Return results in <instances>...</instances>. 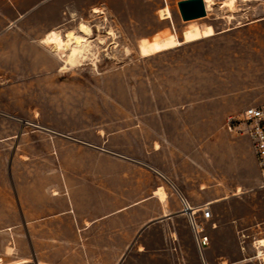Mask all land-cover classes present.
<instances>
[{"label": "rangeland", "instance_id": "1", "mask_svg": "<svg viewBox=\"0 0 264 264\" xmlns=\"http://www.w3.org/2000/svg\"><path fill=\"white\" fill-rule=\"evenodd\" d=\"M179 1L0 0V264L26 256L43 264L27 231L51 227L41 216L73 194L110 211L161 203L160 185L172 213L166 264H204L166 172L178 175L191 206L211 202V217L195 214L211 237L206 264H264V188L226 124L264 101L263 2L214 0L209 13L186 20ZM208 24L214 34L203 37ZM54 30L87 38L77 64L66 62L70 45L43 41Z\"/></svg>", "mask_w": 264, "mask_h": 264}, {"label": "crops", "instance_id": "2", "mask_svg": "<svg viewBox=\"0 0 264 264\" xmlns=\"http://www.w3.org/2000/svg\"><path fill=\"white\" fill-rule=\"evenodd\" d=\"M238 137L239 144H246L247 166L258 172L249 137L246 134H239ZM166 177L173 183H176L173 178L179 180L178 175H170L167 172ZM239 177H245L241 169ZM77 198L73 194L70 196V203H62L61 209L41 216L51 227L45 224L37 227L39 225L36 224L28 229V239L32 249L40 256L39 262L127 264L133 256L148 255L153 257L152 263L166 264V217L172 214L166 213V205L170 203L167 190L165 200L158 196L161 203H122L110 211H105L103 205L78 201ZM147 205L154 206L158 210L156 214H152L148 219L129 215ZM155 233L159 237H156L155 247H150ZM40 247L48 250L47 253L40 252ZM23 259L28 260L26 264L34 263L28 256Z\"/></svg>", "mask_w": 264, "mask_h": 264}, {"label": "built area", "instance_id": "3", "mask_svg": "<svg viewBox=\"0 0 264 264\" xmlns=\"http://www.w3.org/2000/svg\"><path fill=\"white\" fill-rule=\"evenodd\" d=\"M262 2L264 10V0H262ZM226 124L228 130L231 132L235 134H246L249 137L256 159L260 185L264 188V101L244 107L239 115H229ZM172 186H174L180 194L184 206L183 212L188 214L195 244L200 251L204 264H206L205 250L211 243V237L206 231L205 223L197 220L195 214L200 211L203 218L207 219L211 217L212 210L210 203H202L191 208L188 198L177 188L176 184L172 182Z\"/></svg>", "mask_w": 264, "mask_h": 264}, {"label": "bare ground", "instance_id": "4", "mask_svg": "<svg viewBox=\"0 0 264 264\" xmlns=\"http://www.w3.org/2000/svg\"><path fill=\"white\" fill-rule=\"evenodd\" d=\"M205 3H206V7H207V13H209L210 10L213 9V5L215 4V2H214V0H205ZM232 9H233V7H232ZM159 11L163 17H169L170 16V10L168 7H163ZM80 30L84 31L86 34L91 33V28L85 23H81ZM198 33L200 35H202L203 37L212 36L214 34V27L211 24H208L203 28L201 27L199 29ZM53 34H55V35H53ZM61 34L58 31L54 30V31L48 33L43 41H45L47 43H51L50 45H52V44L55 45L56 46L55 48L62 50V51H64V49H63L64 45H66V44L70 45V51L66 54V62L71 64V65L75 64V63L77 64V62L80 61V56H81L83 50L86 47H88L87 38L84 35H79L75 32H70L67 35L65 34L66 35L65 36L66 39H65ZM156 193H158L162 199H165V192L161 188L156 190ZM193 206H191V208L195 207V206L194 207ZM257 243H258V248H259L258 255H259V257L264 259V252L261 250V246L264 247V238L258 239ZM23 263H27V262H23ZM11 264H20V263H11Z\"/></svg>", "mask_w": 264, "mask_h": 264}, {"label": "water", "instance_id": "5", "mask_svg": "<svg viewBox=\"0 0 264 264\" xmlns=\"http://www.w3.org/2000/svg\"><path fill=\"white\" fill-rule=\"evenodd\" d=\"M178 6L183 19L186 20L206 15L204 0H180Z\"/></svg>", "mask_w": 264, "mask_h": 264}, {"label": "snow or ice", "instance_id": "6", "mask_svg": "<svg viewBox=\"0 0 264 264\" xmlns=\"http://www.w3.org/2000/svg\"><path fill=\"white\" fill-rule=\"evenodd\" d=\"M83 30V29H82ZM53 35H55V34H53Z\"/></svg>", "mask_w": 264, "mask_h": 264}]
</instances>
